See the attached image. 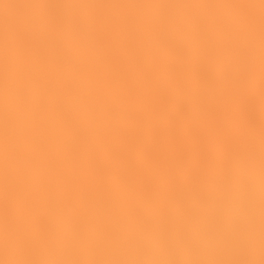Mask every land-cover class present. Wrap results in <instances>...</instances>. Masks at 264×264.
<instances>
[{
	"label": "snow or ice",
	"instance_id": "obj_1",
	"mask_svg": "<svg viewBox=\"0 0 264 264\" xmlns=\"http://www.w3.org/2000/svg\"><path fill=\"white\" fill-rule=\"evenodd\" d=\"M2 264H264V0H0Z\"/></svg>",
	"mask_w": 264,
	"mask_h": 264
},
{
	"label": "clouds",
	"instance_id": "obj_2",
	"mask_svg": "<svg viewBox=\"0 0 264 264\" xmlns=\"http://www.w3.org/2000/svg\"><path fill=\"white\" fill-rule=\"evenodd\" d=\"M0 264H2V262H0Z\"/></svg>",
	"mask_w": 264,
	"mask_h": 264
}]
</instances>
